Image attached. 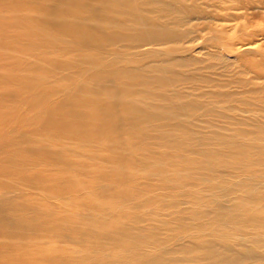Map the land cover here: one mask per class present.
Listing matches in <instances>:
<instances>
[{
  "label": "rangeland",
  "instance_id": "374dc122",
  "mask_svg": "<svg viewBox=\"0 0 264 264\" xmlns=\"http://www.w3.org/2000/svg\"><path fill=\"white\" fill-rule=\"evenodd\" d=\"M94 1L0 0V14H7L0 20V33L20 31L18 25H11L10 19L21 22L13 7L26 3L31 10L37 9L51 19L43 21L49 23L48 29L58 27L56 31L67 36L65 20L58 14L73 12L78 38L65 39L85 52L100 51L104 24L97 18L100 8ZM240 1L237 9L231 8ZM200 2L208 8H205L208 14L218 12L219 16L203 20L192 15L189 24L178 28V36L172 41L177 44L168 46L173 48L178 63L182 60L179 65L182 69L177 70L187 82L193 81L182 83L177 106L167 110L166 115L161 114L158 121H151L152 115L142 136L132 141L136 147L124 152L136 155V162L134 173L132 165L117 182L118 187L130 193L121 203V211L112 212L115 189L105 190L102 198L101 194L90 192V189H99L91 183L66 178L63 180L67 189L54 169L46 166L55 163L50 156L52 152L45 151L48 147L53 150L58 145L69 144L54 142L55 138L49 135L50 127L46 124L50 114L46 104L41 102L42 109H37L40 112H32L36 116L42 113L41 116L31 113L28 116L39 118V126L46 127L47 130H42L48 136L39 130L25 133L27 139L19 140L16 134L10 140V152L0 149V264H264V7H260L264 0ZM247 44L258 47L257 51L236 53ZM12 53L17 54V50L0 54ZM163 58H157L161 64L147 63L156 67L168 65ZM51 61L56 63L54 68H64L69 56L63 52L49 54L42 65L45 67L38 73L49 70L46 66ZM76 62L81 66L90 64L91 60ZM17 65L2 70L6 72ZM153 70L152 75L171 76ZM53 79L55 75L44 80ZM79 90H70L69 105L55 107L64 109L65 116L74 123V129L84 141L81 147L78 142H70L75 147L69 149L72 154L65 155L62 162L71 161L77 153L89 152L86 148L89 131L83 132L79 111L83 110V116L93 120L98 119V113L102 114L101 118L105 114L107 99L99 96L93 102L90 90ZM44 93L38 96L43 98ZM25 118L24 115L18 122H24ZM28 123L23 124L28 125L25 128L29 127L28 131L39 129L38 125L33 127L32 121L31 125ZM155 127L158 133L154 132ZM9 156H13L12 161ZM23 156L28 157L27 165H16L14 159L22 160ZM101 156L105 153L101 152ZM92 161L94 165L98 162L102 165L99 160ZM72 166L81 170L78 165ZM107 169L112 170L114 166ZM18 173L23 175L18 177ZM80 191L82 196H77ZM32 221L35 225L41 222L33 226V231L29 226L33 225ZM35 230L40 231L36 234ZM152 248L162 252L155 253Z\"/></svg>",
  "mask_w": 264,
  "mask_h": 264
},
{
  "label": "bare ground",
  "instance_id": "6f19581e",
  "mask_svg": "<svg viewBox=\"0 0 264 264\" xmlns=\"http://www.w3.org/2000/svg\"><path fill=\"white\" fill-rule=\"evenodd\" d=\"M221 1L225 3V0ZM201 2L200 0H95L94 4L100 8V16L97 18L103 21L104 27L100 33L102 38L100 51L90 50V52H85L79 47L73 46L70 41L65 39L66 37L78 38L77 28L75 27L77 24L74 20L75 14L73 12L65 13L64 16L58 14L60 15V18L65 20L64 23L63 20L60 19L66 27V32L69 35L67 36L61 33V31H56L58 27L47 28L49 27V23L45 24L43 21H51V19L46 14L39 13L41 11L37 9L31 10V8L26 6V3H17L13 9L16 11V18L21 19V22L14 18H11L10 20L12 22L11 25H18L17 27H20L21 32L19 30H12L0 33V53L8 51L9 49L17 50V54H0V149H6L10 152L9 148L12 146L10 140L15 137L14 135L16 134H18V138H16L20 140V138L26 137L25 133L32 134L39 132V130L41 131L43 126H39L41 121L36 117L41 116L40 114L42 113L37 114V116L34 114L40 112L37 109H42L40 105L41 102L43 105L46 104L49 108L50 114V119L46 124V126L48 125L47 128L50 127V131L48 130L49 135H51L52 138H55L54 142H69V144L63 146L52 143L53 146L58 145V147L55 146L56 149L53 148V150L51 147H48L45 150L52 152L50 156L54 158L55 161V163L46 166L54 169L53 172H56V177H58V180L61 179L60 182L66 186L65 188H67V183L63 179L72 178L73 181L81 180L88 184L91 183L93 187H98L99 189H90L92 190L90 192L94 195L96 193L97 196L101 194L102 198V193L105 192V190L115 189L114 192H116L114 197L116 202H113L114 205L111 206L114 207L112 208V212L115 213L121 211V203L130 195V193L126 192L122 187H118L117 182L120 179V175L126 174L128 168L132 165L134 166L136 162V155H125L124 152L132 150V147L134 146H132V141L142 136L143 129L146 128L145 125L148 124V119L152 115L153 118L151 121H158L161 118V114L166 115L167 110L171 107L177 106L176 101L180 100L178 94H180L179 91L182 89V83L184 81L187 82L184 74L179 71L182 69V67L179 66L182 63V60L178 63L174 50H172L173 48H168V46L171 44H177L172 41L174 40V37L178 36V28L182 25L189 24L192 15L195 14L203 20L208 18L217 19L216 16H219L218 12L208 14L205 11L206 7L200 4ZM240 3L242 2L240 1L238 4H234V7L231 8L237 9L236 6ZM4 5H6V3H4ZM260 7H264V3H262ZM6 17L7 14H0V20ZM9 44L10 48L8 47ZM243 47V50L237 51L236 53L242 54L245 52H255L258 48L254 45L249 46L248 44L243 45ZM104 49H106L105 52ZM56 52H63L66 56H69V61L63 66L64 68H54L56 63L55 61H51L46 66L49 70L43 73H38L45 67L42 65H45L44 63H46L47 56ZM162 57H165L163 59L167 61L168 65L156 67L147 63L153 61L154 63L161 64L162 61H159L157 58ZM78 59L82 61L91 60V63L87 65L84 63L81 66H78L76 62ZM12 64L18 65L13 69H6V72L2 70L4 67ZM153 68V72H157V74L166 73V75L171 74V76L152 75L150 73ZM177 68H179V70H177ZM173 71L176 72L173 73ZM52 75H55V79L44 80L46 77ZM191 81L193 80L188 79V82ZM33 85L35 86L32 87ZM73 89L75 91L79 89L90 90L93 102L96 101L99 96L108 101L104 102L105 114L103 118H101L102 114L98 113L96 115L98 119H86V117L83 116L84 111H79L78 118L84 125L82 126L83 132L89 131L87 134H89L90 137L86 138L88 141L86 148H88L89 152L84 155L77 153L71 161L68 162L65 160L62 162L65 155L70 156L72 154L69 149L75 147L74 144L70 142H78L80 147L84 142L83 138L81 139L79 137L77 130L74 129V123L68 120L65 116L64 109H55V107L67 106L70 104L69 92ZM43 91L45 93L42 98L41 96H38V94L41 92L43 95ZM170 94L176 97L171 96ZM64 102H67L68 104H64ZM44 110L45 109H43V111ZM28 113H31L36 117L34 118L31 114L28 116ZM176 113H178V111ZM24 115L27 117L25 119L28 121L25 122V120L23 122L20 120L21 123L23 122L20 124L18 120ZM30 115L33 116V118H31ZM173 120L175 121V119ZM31 121L34 128L38 125V130L28 131L29 127L28 129H25L28 125L25 126L23 124L28 122V124H30ZM22 125L24 127H22ZM154 132L158 133L159 129L155 127ZM47 134L48 133H44V135ZM39 139L43 142V139L40 137ZM38 144L39 142L36 143V145ZM17 147H19V145ZM39 152L37 151V153ZM101 152L105 153L104 157L101 156ZM13 155L18 156L17 154ZM10 158L12 159L10 160ZM10 158L9 160L12 161L13 156ZM27 158L23 156L22 160L17 158L14 159V161L18 166H21L22 164L27 165ZM4 159H8V157ZM93 159L99 160L102 162V165H100L99 162L94 165L92 161ZM72 165H78L81 170L74 169ZM110 166H114V169H107ZM134 168L135 166L131 168L133 173ZM88 170L90 172H84ZM10 171L13 172L14 170ZM18 174V177L23 175H20V173ZM36 174H38V171ZM28 178L30 177L28 176ZM112 178H114V181H112ZM33 181L34 179L32 182ZM155 182L156 181H154V183ZM63 187L60 189H63ZM63 191L66 190L64 189ZM157 191L159 190H156V192ZM12 193L15 194V192ZM146 194L148 196L150 195L148 191ZM76 195L82 196V191ZM19 196L18 198H20ZM11 198L13 197L11 196ZM129 200L131 201V198ZM159 200L158 203H160ZM164 200L166 199L164 198ZM17 212L18 211H15V213ZM136 216L137 215L135 214V217ZM21 225L22 224L20 223L18 226ZM37 225L38 224L35 225L33 222V225L30 224L29 226H31L30 228L32 229L34 228L33 226ZM37 228L42 229L39 227ZM34 229H32V231ZM138 229L135 230L137 231ZM18 230L20 231V229ZM39 231L40 230H37L36 234H38ZM24 232H27L26 229ZM17 234L20 233L17 232ZM160 248L162 249V245ZM176 248H178V246ZM105 249L106 248H104V250ZM149 249L151 250V248ZM161 249L158 250L162 252ZM152 250H154V248H152ZM158 250L156 249L154 252ZM169 250L170 248L168 251ZM150 253H152V251ZM104 256L106 255L104 254ZM105 258H107V256ZM109 258H111V256Z\"/></svg>",
  "mask_w": 264,
  "mask_h": 264
}]
</instances>
